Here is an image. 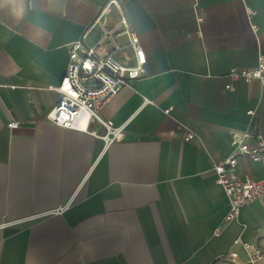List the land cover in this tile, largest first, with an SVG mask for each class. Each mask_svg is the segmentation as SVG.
I'll return each instance as SVG.
<instances>
[{"label": "crops", "instance_id": "1", "mask_svg": "<svg viewBox=\"0 0 264 264\" xmlns=\"http://www.w3.org/2000/svg\"><path fill=\"white\" fill-rule=\"evenodd\" d=\"M105 3L24 0L19 19L0 4V264H247L233 240L264 252V198L224 222L212 164L232 133L264 139V85L225 89L264 52V0H124L146 62L99 113L123 127L108 146L45 120L70 45L119 26ZM233 172L264 180L246 157Z\"/></svg>", "mask_w": 264, "mask_h": 264}, {"label": "built area", "instance_id": "2", "mask_svg": "<svg viewBox=\"0 0 264 264\" xmlns=\"http://www.w3.org/2000/svg\"><path fill=\"white\" fill-rule=\"evenodd\" d=\"M123 2L106 0L105 3V8L114 6L119 10L118 27L103 30L94 45L87 46L81 40L70 45L64 74L59 84L52 88L57 93L56 104L45 114V120L51 124L98 138L105 146L123 140L124 132L123 127L114 126L111 120H104L99 113L122 88H133L134 82L142 77L146 62L139 36L122 11ZM246 14L250 17L254 11L246 8ZM201 20L198 16L197 22ZM252 29L257 31L255 25H252ZM121 36H124V42L117 41ZM118 55L124 62L117 58ZM228 76L231 80L225 85L228 91H234V82L239 81L249 83L258 80L264 85V52L258 53L254 67H232ZM170 109L165 112L168 113ZM248 115H252V112H248ZM19 123V120H11L8 127L16 128ZM192 136L188 132L185 140ZM231 143V154L212 164L215 182L229 202L224 222L238 218L246 204L264 198V180L241 179L233 172L239 157H246L264 166L263 137L250 132L232 133ZM233 245L240 246L246 252L247 264L264 259V252L239 237L233 240ZM235 257V251L227 256L229 259Z\"/></svg>", "mask_w": 264, "mask_h": 264}, {"label": "clouds", "instance_id": "3", "mask_svg": "<svg viewBox=\"0 0 264 264\" xmlns=\"http://www.w3.org/2000/svg\"><path fill=\"white\" fill-rule=\"evenodd\" d=\"M8 3L12 6L13 14L19 19L24 14V0H0V4Z\"/></svg>", "mask_w": 264, "mask_h": 264}, {"label": "water", "instance_id": "4", "mask_svg": "<svg viewBox=\"0 0 264 264\" xmlns=\"http://www.w3.org/2000/svg\"><path fill=\"white\" fill-rule=\"evenodd\" d=\"M253 124V123H252ZM255 132H258V130L255 128ZM218 259H221V258H218ZM222 259H224V258H222Z\"/></svg>", "mask_w": 264, "mask_h": 264}]
</instances>
